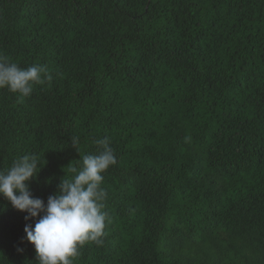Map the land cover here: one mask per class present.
Returning a JSON list of instances; mask_svg holds the SVG:
<instances>
[{"label":"trees","instance_id":"1","mask_svg":"<svg viewBox=\"0 0 264 264\" xmlns=\"http://www.w3.org/2000/svg\"><path fill=\"white\" fill-rule=\"evenodd\" d=\"M0 56L51 77L0 89V170L37 155L46 204L116 156L72 264H264V0H0ZM25 215L0 197V264H38Z\"/></svg>","mask_w":264,"mask_h":264},{"label":"clouds","instance_id":"2","mask_svg":"<svg viewBox=\"0 0 264 264\" xmlns=\"http://www.w3.org/2000/svg\"><path fill=\"white\" fill-rule=\"evenodd\" d=\"M50 78L41 66L20 68L0 56V89L28 97L34 85ZM77 142L72 141L73 145ZM96 143L97 154L83 156L79 168L70 167L74 175L62 178L58 194L49 196L46 204L33 197L28 187L43 167L37 155H24L6 171L0 170V197L15 211L26 213L23 239L33 246L38 264H72L85 243L102 242L106 214L101 209L106 192L101 184L103 173L116 164V156L107 138ZM29 220L35 221L34 226L27 223Z\"/></svg>","mask_w":264,"mask_h":264}]
</instances>
